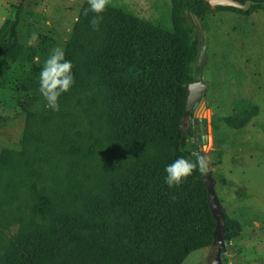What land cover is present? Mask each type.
<instances>
[{
  "label": "trees",
  "instance_id": "obj_1",
  "mask_svg": "<svg viewBox=\"0 0 264 264\" xmlns=\"http://www.w3.org/2000/svg\"><path fill=\"white\" fill-rule=\"evenodd\" d=\"M253 1L248 10L218 7L247 14L264 9V0ZM172 3L175 31L114 6L95 31L89 23L95 14L85 17L89 5L83 8L64 49L75 78L67 93L97 92L100 116L125 163L89 195L73 198L66 190L57 195L37 186L33 212L2 245L0 264H184L190 252L214 245L216 220L204 173L194 171L178 187L165 184L168 164L181 156L195 159L187 147L191 131L182 126L200 46L193 15L201 17L211 5ZM19 23L20 11L0 27V74L9 69L19 77L22 64L39 56L43 65L49 52L47 37L39 47H27ZM35 80L33 89L39 91ZM223 223L227 241L240 234L236 220L224 214Z\"/></svg>",
  "mask_w": 264,
  "mask_h": 264
},
{
  "label": "rangeland",
  "instance_id": "obj_2",
  "mask_svg": "<svg viewBox=\"0 0 264 264\" xmlns=\"http://www.w3.org/2000/svg\"><path fill=\"white\" fill-rule=\"evenodd\" d=\"M86 5L0 0V22L20 11V40L39 47L47 37L46 60L54 48L65 49ZM109 6L176 30L172 0H112ZM196 20L204 49L195 77L206 89L182 124L191 131L187 147L207 157L224 214L241 225L240 234L227 241L225 264H264V9L247 14L211 7ZM40 60L22 64L19 77L9 69L0 74V249L30 218L37 186L57 195L66 190L73 198L89 195L125 163L115 154L95 90L63 94L59 112L47 107L33 89ZM217 246L190 252L184 264H212Z\"/></svg>",
  "mask_w": 264,
  "mask_h": 264
},
{
  "label": "clouds",
  "instance_id": "obj_3",
  "mask_svg": "<svg viewBox=\"0 0 264 264\" xmlns=\"http://www.w3.org/2000/svg\"><path fill=\"white\" fill-rule=\"evenodd\" d=\"M111 2L112 0H87L89 7L83 10V15L87 17L89 12L95 14L89 22L93 30L99 31L103 20L102 14ZM72 69V62L65 58V50L62 47L54 48L44 61L39 74V92L47 102V107L52 111H60L59 98L70 91L75 83ZM192 155L195 159L181 156L165 167V184L169 188L180 186L194 171L198 170L200 173L208 171L207 157L197 153Z\"/></svg>",
  "mask_w": 264,
  "mask_h": 264
},
{
  "label": "water",
  "instance_id": "obj_4",
  "mask_svg": "<svg viewBox=\"0 0 264 264\" xmlns=\"http://www.w3.org/2000/svg\"><path fill=\"white\" fill-rule=\"evenodd\" d=\"M211 7H235L243 10H248L251 4L254 3L253 0H246L242 2L240 0H209ZM195 22L198 17L193 15ZM204 40V37H203ZM204 49V42L201 44V48L197 53V59L200 57ZM197 74L200 77L201 66L197 67ZM206 89V83L202 80L193 81L188 86V94L186 99V112H190L191 109L196 105L198 101L204 95ZM199 153V152H196ZM202 180L208 189V201L211 206L212 213L216 220V227L214 231V244L218 243L215 251V257L212 264H225L223 259V254L228 251L227 240L225 238V228L223 223L224 206L216 191V179L213 177L212 171L208 170L202 175Z\"/></svg>",
  "mask_w": 264,
  "mask_h": 264
},
{
  "label": "crops",
  "instance_id": "obj_5",
  "mask_svg": "<svg viewBox=\"0 0 264 264\" xmlns=\"http://www.w3.org/2000/svg\"><path fill=\"white\" fill-rule=\"evenodd\" d=\"M6 19H8V18L5 17V16L1 17L0 27H1L2 24L5 22Z\"/></svg>",
  "mask_w": 264,
  "mask_h": 264
},
{
  "label": "flooded vegetation",
  "instance_id": "obj_6",
  "mask_svg": "<svg viewBox=\"0 0 264 264\" xmlns=\"http://www.w3.org/2000/svg\"><path fill=\"white\" fill-rule=\"evenodd\" d=\"M201 48V46H199V49ZM202 57V53H201V55H200V57L197 59V57H196V62H198V61H200V58ZM197 76H198V74H197ZM195 81H197V80H195Z\"/></svg>",
  "mask_w": 264,
  "mask_h": 264
}]
</instances>
